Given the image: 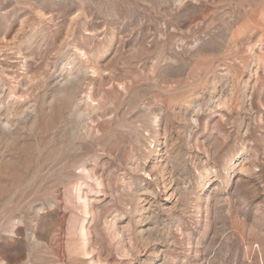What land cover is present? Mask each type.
I'll use <instances>...</instances> for the list:
<instances>
[{"label":"rangeland","instance_id":"obj_1","mask_svg":"<svg viewBox=\"0 0 264 264\" xmlns=\"http://www.w3.org/2000/svg\"><path fill=\"white\" fill-rule=\"evenodd\" d=\"M0 264H264V0H0Z\"/></svg>","mask_w":264,"mask_h":264}]
</instances>
